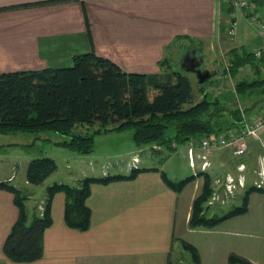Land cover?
Listing matches in <instances>:
<instances>
[{
	"label": "crops",
	"instance_id": "1",
	"mask_svg": "<svg viewBox=\"0 0 264 264\" xmlns=\"http://www.w3.org/2000/svg\"><path fill=\"white\" fill-rule=\"evenodd\" d=\"M231 22L247 26L238 35L239 45L232 43L233 35L227 30ZM249 24L256 25L229 0H0V72L70 65L74 53L89 50L113 59L127 71L159 72V59L169 57L168 52L177 54V48L185 44L188 50L182 57L171 59L175 65L196 53L199 61L200 51L215 45L245 48L252 42L253 49L257 48L264 43V35L254 34ZM262 111L264 107L256 106L249 112ZM116 132L120 131L105 133ZM260 134L246 138L242 154H234L229 146L212 148L204 169L195 146L193 165L189 162L191 140L186 144L190 173L184 164L178 168L173 158L178 145L172 150L137 146L129 136L128 145L140 150L132 153L136 162L126 159L114 171L110 163H101L98 172L84 168L79 176L128 173L133 166L144 169L133 178L91 183L86 198L91 223L86 230L65 223V194L55 192L52 223L43 232V253L32 261H13L4 253L3 242L18 216V207L13 193L0 188V264H182V251L175 254L176 242L190 254L184 243L191 244L198 264H243L242 260L264 264V188L249 193L243 213L213 227L188 225L192 201L202 189L201 172L210 174L220 202L231 197L224 193L227 175L245 176L244 186H236L234 197L238 191L242 197L245 187L259 177L258 171L264 170V137ZM60 139L48 138L53 144ZM240 163L243 170L238 169ZM161 171L171 180L195 176L176 191L164 182ZM11 176L6 173L0 180H11ZM231 255L237 261L230 263Z\"/></svg>",
	"mask_w": 264,
	"mask_h": 264
},
{
	"label": "trees",
	"instance_id": "2",
	"mask_svg": "<svg viewBox=\"0 0 264 264\" xmlns=\"http://www.w3.org/2000/svg\"><path fill=\"white\" fill-rule=\"evenodd\" d=\"M251 1L257 4L264 17V0ZM230 51L232 75L248 62L256 73L234 83V90L241 99H252L244 107L250 111L257 101L264 100V74L260 73L264 58H256L252 51L243 47H233ZM158 64L159 72L127 71L113 59L89 50L74 53L70 65L1 71L0 132L50 129L62 135L55 144L78 153H89L94 149L96 134L131 129L130 137L137 146H164L172 150L173 145L187 140L196 142L203 136L224 132L239 119L237 107L229 109V118L221 117L223 106L219 98L208 96L204 90L201 97L193 101V85L186 73L193 68L186 60L175 65L169 57L163 56ZM205 81L197 80V83L203 87ZM82 124H86V128L78 130ZM56 169L53 157L35 156L26 163L25 179L28 183L39 184ZM143 169L133 166L128 173L84 176L75 183L53 181L46 185L44 197L31 212L26 206L29 194L10 180H0V188L13 193L18 207V216L3 242L4 253L13 261H32L41 257L43 232L52 223L51 202L55 192L65 194V223L86 230L91 223V210L86 203L91 183L133 178ZM201 173L202 189L192 201L188 219L192 228L213 227L230 216L245 212L249 193L261 189L250 184L245 187L240 204L222 214L207 215L206 208L214 187L210 174ZM161 176L169 187L179 191L195 174L178 180L169 179L164 171ZM184 245L198 264L197 251L187 242ZM229 260L232 263L237 258L231 255ZM242 262L251 264L247 260Z\"/></svg>",
	"mask_w": 264,
	"mask_h": 264
},
{
	"label": "rangeland",
	"instance_id": "3",
	"mask_svg": "<svg viewBox=\"0 0 264 264\" xmlns=\"http://www.w3.org/2000/svg\"><path fill=\"white\" fill-rule=\"evenodd\" d=\"M244 25L234 23V40L232 43L239 45L237 38L238 35H240V33H242L243 30L245 31L247 28L245 23ZM248 26L251 30H253L254 34H260L256 25L249 24ZM250 43V46L248 44L244 46L249 51L253 49L252 42ZM207 48L208 47L204 48L203 51H200L199 55L202 57V60L200 64L198 63V68L201 71L207 69L210 72L209 77L203 83L204 86L200 87L198 85L196 72L194 70L186 71L193 84V101H196L201 97L203 90L206 91L208 96L212 98H219V103L223 106L220 109L221 117L227 119L230 116V108L237 107L239 104L245 107L252 101V99L250 100L249 98L241 99L240 94L235 92V81L242 78L249 79L256 75V73H254V69L250 66V62H248L242 65L235 75H232L229 69L232 57L230 50L232 48L224 49L222 47H216V45L213 46V48ZM186 50H188L187 44L183 45L181 48L179 46L177 48V54L173 55L168 52L167 55L170 59H179L182 57L181 53L186 52ZM260 68V73L264 74V64H261ZM256 103L255 107H264V100H259ZM85 128L86 124H82L77 127L78 130H83ZM91 129L92 127H89V130ZM131 133L132 130L127 129L118 133L96 134L94 137V149L90 153H78L69 147L50 143L48 138H62L61 134L50 129H42L38 132L23 130L0 132V145H2L0 148V177H3L6 173L12 174L10 182L21 188L26 193H30V196L26 200V206L28 211L31 212L32 207L44 196L46 185L52 183L56 178L64 182L75 183L78 177H81L79 176L82 173L81 169L92 167L95 172H98L101 163L105 165L110 163L109 167L111 171L121 169L120 167L122 166L124 160L133 159L132 153L134 150L137 152L140 151L137 150V148L128 145ZM190 141L191 140H187L183 143L177 144V150L173 153V158L177 160V167L180 168L181 164H184L186 167L185 169H187V173L189 172L190 167L187 163L186 144L190 143ZM42 155L51 156L55 159L57 163L56 171H54L42 183H25L26 163L32 157ZM156 158H159V156H156ZM90 163L93 165L91 166ZM230 195L231 197L225 202H220L218 198L213 199L212 202L209 201L206 208L207 215L222 214L223 212L231 209L234 205L240 204L241 191H238V195L236 197H234L232 193ZM174 247L175 254L177 251H182L184 256L182 264H194V262L192 263L189 251L181 249L178 242L175 243Z\"/></svg>",
	"mask_w": 264,
	"mask_h": 264
},
{
	"label": "built area",
	"instance_id": "4",
	"mask_svg": "<svg viewBox=\"0 0 264 264\" xmlns=\"http://www.w3.org/2000/svg\"><path fill=\"white\" fill-rule=\"evenodd\" d=\"M232 7H238L244 10L247 17L257 25L260 33L264 35V17L258 10L257 4L251 0H229ZM228 32L232 36L234 33V23L231 22L228 27ZM253 54L256 58H264V43L253 49ZM239 111V119L235 124L224 132L203 136L199 141L191 142L187 148L188 159L193 165L194 146L199 150V157L201 158V168L204 169L208 165L207 154L214 147L229 146L234 154H242L246 151V138L249 136L260 137V133L264 137V111L258 113H250L240 104L237 105ZM195 143V144H194ZM138 158L133 157L136 162ZM133 162V163H134ZM244 164L240 163L238 169L243 170ZM259 177L253 180L256 187L264 188V170L258 171ZM244 174L237 176L227 175L224 182V193L233 194L237 185L244 186ZM218 198V193L213 192L210 202Z\"/></svg>",
	"mask_w": 264,
	"mask_h": 264
},
{
	"label": "water",
	"instance_id": "5",
	"mask_svg": "<svg viewBox=\"0 0 264 264\" xmlns=\"http://www.w3.org/2000/svg\"><path fill=\"white\" fill-rule=\"evenodd\" d=\"M202 60V57L200 56L199 57V61H201ZM194 71L196 72V76H197V80L199 81V82H203L204 80H206L208 77H209V75H210V72H209V70H203V71H201L199 68H197V69H194Z\"/></svg>",
	"mask_w": 264,
	"mask_h": 264
},
{
	"label": "flooded vegetation",
	"instance_id": "6",
	"mask_svg": "<svg viewBox=\"0 0 264 264\" xmlns=\"http://www.w3.org/2000/svg\"><path fill=\"white\" fill-rule=\"evenodd\" d=\"M185 60L193 69H197L199 67L198 58L195 55H186ZM188 60V61H187Z\"/></svg>",
	"mask_w": 264,
	"mask_h": 264
}]
</instances>
